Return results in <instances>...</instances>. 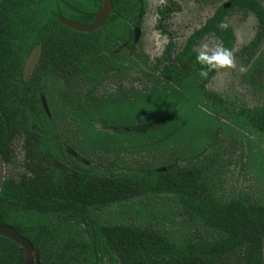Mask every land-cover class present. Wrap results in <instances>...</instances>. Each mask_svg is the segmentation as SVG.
<instances>
[{"label": "trees", "instance_id": "obj_1", "mask_svg": "<svg viewBox=\"0 0 264 264\" xmlns=\"http://www.w3.org/2000/svg\"><path fill=\"white\" fill-rule=\"evenodd\" d=\"M230 2L257 18L256 38L247 47L251 57L264 40V7L257 0ZM101 3L0 5V150L7 167L14 163L8 143L20 132L25 141L20 171H6L0 224L36 245L41 264H264V197L221 193L223 169L218 156L207 152L223 130L264 137V108H237L231 98L207 91L215 71L202 77L194 63V46L210 34L231 46V27L215 28L227 10L219 7L174 56L169 47L154 64L150 86L125 94L115 83L113 92L96 96L102 81H114L111 75L126 68L118 42L131 30L128 21L140 25L145 6L144 0H113L103 27L92 33L73 31L57 19L89 24ZM75 38L79 42H68ZM39 42L40 65L79 47L83 103L68 98L65 78L34 76L25 83L1 71L2 61L23 63ZM141 57L134 53L131 67H139ZM252 62L256 70L262 66L261 59ZM17 82L25 85L22 91ZM43 82L56 92L51 117L40 103L41 95H49ZM67 116L75 123L60 122ZM227 119L232 129L223 124ZM163 149L169 152L162 156ZM152 150L158 155L143 159ZM24 258L19 245L0 237V264H22Z\"/></svg>", "mask_w": 264, "mask_h": 264}, {"label": "rangeland", "instance_id": "obj_2", "mask_svg": "<svg viewBox=\"0 0 264 264\" xmlns=\"http://www.w3.org/2000/svg\"><path fill=\"white\" fill-rule=\"evenodd\" d=\"M179 11L172 15L169 24V34L176 50H180L187 38L211 18L216 10L230 2V0H176ZM264 7V0H257ZM166 4V0H146V12L143 18L141 34L136 46V52L142 53L139 60L140 66L129 68L119 75L114 81H102L98 85L99 96H105L115 90L118 84L123 92L130 93L132 88H140L142 85L150 86V75L153 71V61L161 55L169 37L161 33L157 28L159 20V9ZM225 20L229 23L234 39L230 49L234 52L235 67L232 69L215 71V76L206 86L207 91H214L236 101L237 108L258 109L264 108V40L254 48L253 54L249 57L247 47L255 40L258 31L257 18L250 11L231 6L226 9ZM201 43H208L210 46L223 45L222 41L210 34L204 37L196 47L198 52ZM250 59V60H249ZM261 59L257 70L253 68V60ZM263 62V64H262ZM243 67L244 71H240ZM116 83V84H115ZM221 95V96H222ZM228 100V99H227ZM225 120V119H224ZM233 128L231 120L227 119L223 124ZM229 123V124H228ZM226 130H223L225 132ZM242 131V128H241ZM219 132L216 140L211 142L207 149L209 156L216 158L218 165L222 167L221 193L227 197L238 196L249 193L250 197H264V170L259 171L264 165V137L254 132H236L228 134ZM223 133V134H222ZM216 142L215 144H213ZM251 144L252 159L247 144ZM14 163L6 168L7 174L16 175L20 171L23 161L22 143L18 140L13 145ZM162 156L169 152L165 150ZM157 151H148L143 155L147 160L155 158ZM128 162V158L125 160ZM255 200V199H253ZM264 261V243H263Z\"/></svg>", "mask_w": 264, "mask_h": 264}, {"label": "flooded vegetation", "instance_id": "obj_3", "mask_svg": "<svg viewBox=\"0 0 264 264\" xmlns=\"http://www.w3.org/2000/svg\"><path fill=\"white\" fill-rule=\"evenodd\" d=\"M144 2H145L144 10L139 15V17H140V25L139 26H134L132 21H128V25L130 26L131 30L129 32H127L126 34L123 33V39H119L118 43L121 46L120 47L121 48L120 51H122L121 52L122 55H123V53L126 54L125 60L122 61V65H125L126 68L121 70V71H119V72L115 71L111 75L114 78L118 77L119 75H122L123 72L125 70H128L129 68L133 69V67H131V61L134 59V53L142 55V53H137L136 52V46H137V43H138L139 38H140L143 18H144L145 12H146V6H147L146 5V0H144ZM228 3H230V6H232L231 2H228ZM102 4H103V0H102L100 8L94 13L93 22L95 21V14L101 9ZM225 4H227V3H225ZM224 5H222V6L224 7ZM228 8H225V9H228ZM112 9H113V0H112V8H111V11H110L109 15L111 14ZM177 11H179V7L177 6V1L176 0H166V4L164 6H162V7H160V9L158 11L159 20H158L157 28L161 31V33L163 35L169 37V42L166 44V46H165L163 52L161 53V55L158 56L153 61L152 68H154V64L156 63V61L159 58H162L169 51L168 50L169 47H170V56H172V54L174 56L176 53L180 52L183 49V47L186 45L188 38L193 34L192 33L187 38V40L184 43L183 47L180 50L177 51L176 50V46L173 44V42H172L173 40H172L171 35L169 34V30H168L172 15L175 14ZM108 16H107V18H108ZM58 17H59V15H57V19H58ZM60 17H62L64 19H67L69 21H73L75 23H79V22H76L74 20L65 18L63 16H60ZM107 18L105 19V21L107 20ZM105 21L103 22L101 27L98 28V29H101L103 27ZM93 22H91L89 24H84V23H79V24H81V25H90ZM61 25H63V24H61ZM63 26H65V25H63ZM65 27H67V26H65ZM67 28H69V29H71L73 31H76V32H80V33H92L94 31L98 30V29H96V30H94L92 32H82V31H77L75 29H72L70 27H67ZM136 29H140L139 36H138L137 40H135V38H136V33H135ZM68 42L72 43V44H75V43H77L79 41H78V39L75 38V39H69ZM40 43L43 46L42 42L37 43L29 51L28 55L23 59L24 60L23 63H18L15 60H8V61L5 60V62L2 61L3 66H2V70L1 71L4 74H6L7 76L22 77V79H23V81L25 83H27L34 76L39 77V78H42V77L45 78L46 76L47 77H57V78H62V79L65 78L66 80L64 79L62 81V83H63V85L65 86V88L67 90L66 93H67L68 98L74 104H75L76 101H78V104H79V102L83 103L85 85H84V82H83L82 78L85 75V66L82 63L81 59H80L79 47L71 46L66 51V56L65 57H63V58L60 57V59H59V57L51 58L50 62L47 61L46 64L40 65L42 57H43V51H44V46H43L42 54H41V57H40V60H39L38 64L36 65V67L32 71V73L28 76V78L24 79L25 78L24 69H25L26 61H27L29 55L31 54L32 50ZM197 46L198 45L194 46V48H193V50L195 52H196V47ZM72 49H74V50L72 51ZM171 52H172V54H171ZM151 73H152V75H154L153 71ZM123 75H125V73ZM23 85L24 84H22L21 82H17L15 87L17 89H19V91H22L24 89V87H25V85L24 86ZM41 88L42 89H46V90L49 91L48 98L45 95H41L40 96V101H41L40 103H41V106H42L44 112L46 113V115L48 117H51V112L54 111V107L56 106L55 103H54V95L56 94V92H54L53 88L49 85L48 82L47 83L43 82ZM0 90H1V88H0ZM52 96H53V98H52ZM96 96H99L98 92H97ZM60 122H64V123L67 122L69 124V123H75V120H72L69 116H67L65 119H61ZM18 140H21L22 152H23V156H24V144H25V141H24L23 132H20V133L16 134V137L14 138L13 142L8 143V146H9V148L11 150H13L12 149L13 145ZM72 154H73V152H72Z\"/></svg>", "mask_w": 264, "mask_h": 264}, {"label": "water", "instance_id": "obj_4", "mask_svg": "<svg viewBox=\"0 0 264 264\" xmlns=\"http://www.w3.org/2000/svg\"><path fill=\"white\" fill-rule=\"evenodd\" d=\"M4 0H0V5L2 4ZM230 6V3H227L224 5L225 8H228ZM112 8V0H103V4L101 9L95 14V21L90 25H81L79 23H75L73 21H69L67 19H64L62 17H58V20L61 24L70 27L72 29H75L77 31L82 32H92L98 28L101 27L107 16L109 15ZM140 29H136V38L137 40L139 36ZM43 46L42 44H38L29 55L26 64H25V78L27 79L28 76L32 73V71L35 69L36 65L38 64L41 54H42ZM46 109V108H45ZM0 110H1V90H0ZM47 110V109H46ZM6 163L4 156L0 150V193L3 188V184L6 178ZM164 170V169H162ZM0 237L7 238L14 242L15 244L19 245L25 253V258L22 264H41L37 246L33 245L27 238L22 236L19 232H17L14 228H12L9 225L0 224Z\"/></svg>", "mask_w": 264, "mask_h": 264}, {"label": "clouds", "instance_id": "obj_5", "mask_svg": "<svg viewBox=\"0 0 264 264\" xmlns=\"http://www.w3.org/2000/svg\"><path fill=\"white\" fill-rule=\"evenodd\" d=\"M229 23L221 19L215 25V28L220 31H228ZM199 51L194 56V63L201 66L200 75L206 77L211 71H222L234 68L235 57L232 49L223 45L210 46L208 43H201ZM240 71H244L241 67Z\"/></svg>", "mask_w": 264, "mask_h": 264}]
</instances>
